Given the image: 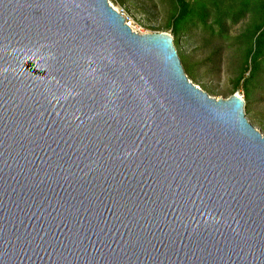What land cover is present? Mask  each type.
Instances as JSON below:
<instances>
[{
    "label": "water",
    "instance_id": "obj_1",
    "mask_svg": "<svg viewBox=\"0 0 264 264\" xmlns=\"http://www.w3.org/2000/svg\"><path fill=\"white\" fill-rule=\"evenodd\" d=\"M109 0H0V264H264V135Z\"/></svg>",
    "mask_w": 264,
    "mask_h": 264
},
{
    "label": "rangeland",
    "instance_id": "obj_2",
    "mask_svg": "<svg viewBox=\"0 0 264 264\" xmlns=\"http://www.w3.org/2000/svg\"><path fill=\"white\" fill-rule=\"evenodd\" d=\"M264 0H184L189 13L176 28L180 0H114L125 8L140 33H169L184 69L196 86L211 97L226 99L239 94L244 62L250 64V34L262 25ZM243 9V11H242ZM242 11V12H241ZM243 13L241 16H238ZM249 73H246V77ZM246 117L264 135V84L254 88Z\"/></svg>",
    "mask_w": 264,
    "mask_h": 264
},
{
    "label": "trees",
    "instance_id": "obj_3",
    "mask_svg": "<svg viewBox=\"0 0 264 264\" xmlns=\"http://www.w3.org/2000/svg\"><path fill=\"white\" fill-rule=\"evenodd\" d=\"M180 5V12L175 19V33L178 30V24L184 21L189 13L188 5L184 2V0H180ZM261 10L263 23L262 25L256 27V30L252 32L249 37V40H251V48L248 52L250 64L248 61L244 62V67L238 81H243V87L246 93L245 108L249 107L252 102L251 98L254 96L255 86L264 84V1L261 3ZM242 14L243 13H240L238 16H241ZM246 73H249L247 77Z\"/></svg>",
    "mask_w": 264,
    "mask_h": 264
},
{
    "label": "built area",
    "instance_id": "obj_4",
    "mask_svg": "<svg viewBox=\"0 0 264 264\" xmlns=\"http://www.w3.org/2000/svg\"><path fill=\"white\" fill-rule=\"evenodd\" d=\"M113 1H114V0H109L110 5H111V6H112L117 12H119V13L125 18L126 23H127V24H128L133 30H135L134 27H133V22H132L131 18L128 16L126 9L117 6ZM135 31H137V30H135ZM137 32H138V31H137ZM139 33H140V32H139Z\"/></svg>",
    "mask_w": 264,
    "mask_h": 264
}]
</instances>
